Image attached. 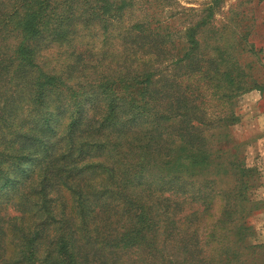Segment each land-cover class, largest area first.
Returning <instances> with one entry per match:
<instances>
[{
    "label": "trees",
    "instance_id": "obj_1",
    "mask_svg": "<svg viewBox=\"0 0 264 264\" xmlns=\"http://www.w3.org/2000/svg\"><path fill=\"white\" fill-rule=\"evenodd\" d=\"M170 1L0 0V264H212L230 247V213L207 257L181 228L209 215L220 176L242 194L250 180L241 144L210 142L221 125L198 89L209 80L234 125L235 62L191 56L222 0L177 33L159 19Z\"/></svg>",
    "mask_w": 264,
    "mask_h": 264
},
{
    "label": "rangeland",
    "instance_id": "obj_2",
    "mask_svg": "<svg viewBox=\"0 0 264 264\" xmlns=\"http://www.w3.org/2000/svg\"><path fill=\"white\" fill-rule=\"evenodd\" d=\"M209 2L210 0H173L169 7L162 9L163 12L159 14L162 18L158 17L164 23L170 22L175 32L180 31L181 25L188 26L207 15L201 11L207 9L206 3ZM213 24L216 28L207 25L199 32L197 38L202 44L198 50L191 52V56H206V60L216 62L217 56L227 60L231 57L235 67L229 69L225 64H218L220 84L224 83V72L228 69L238 77V82L241 80V84L235 85L236 91L230 90L232 106L229 109L234 113L235 123L225 126L227 123L221 120L227 115V104L218 102L211 96L212 85L209 80L199 83V92H203L201 104L206 117L219 121L221 125L219 128H211L206 135L211 138L210 142L220 141L222 144L218 145L222 149L241 144L238 152L240 158H244L245 167L250 169V180L248 191L242 194L233 174L220 176L217 185L203 190L204 194L213 197L209 204V215L203 218L200 216L195 228H188L187 224L192 225L188 221L181 228L188 235L198 229L199 249L201 248L199 256L207 257L217 245L215 243L213 247L212 240L208 239L213 230V222L230 213L235 224L228 227L223 225V230H219L222 235H229L230 247L222 250V257L212 264H264V0H222L215 9ZM218 32L231 41L222 38ZM234 36L239 39L236 40ZM220 37L222 41L215 44L214 40ZM233 40L239 44V48H236ZM224 44L229 45V53L218 50L223 49ZM98 48L99 46L96 50ZM50 53L53 50L43 52L42 56L46 59L41 62L46 63L47 67L57 65L56 69H60L55 61L56 56H50ZM207 75L212 76L213 72H207ZM211 135L214 136L210 137ZM240 201H243V206ZM235 203L237 206L234 208ZM238 228L245 231H238ZM182 237L175 232L173 241H179Z\"/></svg>",
    "mask_w": 264,
    "mask_h": 264
}]
</instances>
